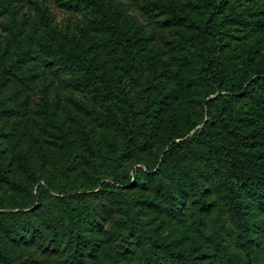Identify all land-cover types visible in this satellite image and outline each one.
<instances>
[{"label":"rangeland","instance_id":"374dc122","mask_svg":"<svg viewBox=\"0 0 264 264\" xmlns=\"http://www.w3.org/2000/svg\"><path fill=\"white\" fill-rule=\"evenodd\" d=\"M209 3L0 0V250L14 264H170L158 241L181 264H264L258 199L184 141L202 118ZM215 6L224 82L253 80L264 67V0ZM243 20L262 22L252 29ZM118 37L136 41L137 72ZM61 47L85 59L95 78ZM111 83L137 109L141 132L131 143L112 124L129 107L104 96ZM261 96L260 104L237 96L232 110L245 151L264 168ZM171 130L184 134L175 141H183L182 160L159 166ZM232 186L251 223L249 252L230 213Z\"/></svg>","mask_w":264,"mask_h":264},{"label":"trees","instance_id":"16d2710c","mask_svg":"<svg viewBox=\"0 0 264 264\" xmlns=\"http://www.w3.org/2000/svg\"><path fill=\"white\" fill-rule=\"evenodd\" d=\"M209 1L208 18L202 29L212 40V45L203 54L200 64V70L207 88L203 99L202 118L198 129L195 130L194 125L185 132V135H188L193 131L191 136L184 141L197 145L209 160L221 163L226 169L227 177L233 182L235 187L239 185L246 189L247 192H252L258 199V210L264 211V168L257 163L255 155L245 151L244 145L247 138L236 133L233 126L236 114L232 110L233 99L240 95L255 104H260L261 95L264 94V67L259 69L257 76L253 80H246L239 85H228L224 82L226 72L218 57L220 52V33L215 17V10L218 6H215V0ZM237 19L232 18L228 22L237 23L239 22ZM261 22L258 20L254 22L243 20L239 24H244L246 27L254 29L260 27ZM115 45L120 50L127 65L134 72H137L134 62L136 41L132 37H118ZM59 50L63 56L79 65L86 72L89 80L95 78L90 64L81 58L78 53L69 52L63 47L59 48ZM103 94L108 99L120 98L128 104L129 114L124 121L119 123L113 117L112 124L124 136L126 142H133L141 132V126L138 121H135L134 117L137 109L125 97L121 96L122 91L118 86H113L112 83L109 87H106ZM219 105L222 108L218 110ZM183 136L184 134L178 133L177 130H171L170 142L161 155L159 166H177L181 163L183 141H175L181 140ZM129 180V178L115 179V183L124 186L128 184ZM233 186L228 191L230 213L236 226L237 238L242 244L246 245V249L249 252L247 244L249 242L248 232L250 231L251 223L239 200V192ZM37 188V192L43 190L41 185H37ZM74 218H76L78 223L83 221L81 214L77 213ZM157 245L162 249L170 264H181V256L174 254L166 243L158 241ZM0 264H14V261L0 250Z\"/></svg>","mask_w":264,"mask_h":264}]
</instances>
